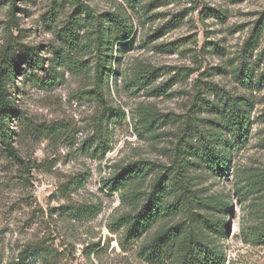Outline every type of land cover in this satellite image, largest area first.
Masks as SVG:
<instances>
[{"label": "rangeland", "instance_id": "374dc122", "mask_svg": "<svg viewBox=\"0 0 264 264\" xmlns=\"http://www.w3.org/2000/svg\"><path fill=\"white\" fill-rule=\"evenodd\" d=\"M80 2L88 8L71 0H0V54L13 44L20 66L7 87L14 153L0 141V264H15L28 245L39 253L30 264H175L149 261L143 246L178 223L199 230L223 254V264H264V243L245 236L264 222V188L240 189L247 175L264 176V0ZM112 13L127 19L132 42L99 49L95 23ZM73 37L86 46L72 55L90 73L70 70L61 58ZM99 58L108 63L103 101L94 91ZM141 66L155 68L156 79L134 92L127 80ZM248 72L252 82H242ZM153 86L163 93H147ZM224 97L249 100L250 124L246 141L230 149L228 175L215 176L195 164L192 146L199 133L219 132L212 105ZM152 115L154 134L141 121ZM217 136L232 141L226 129ZM138 161L150 168L138 184L142 202L163 173L185 174L191 192L178 215L130 237L119 218L140 204L123 201L105 183L120 166ZM215 202L231 207L215 210ZM208 220L225 223L224 233Z\"/></svg>", "mask_w": 264, "mask_h": 264}, {"label": "trees", "instance_id": "16d2710c", "mask_svg": "<svg viewBox=\"0 0 264 264\" xmlns=\"http://www.w3.org/2000/svg\"><path fill=\"white\" fill-rule=\"evenodd\" d=\"M77 7H85L80 0H71ZM132 4H138L141 0H127ZM16 4L13 3V7ZM96 27V41L99 49L104 46V43L119 42L124 46L132 42V28L127 24V19L119 13L105 14L98 16ZM116 37V38H114ZM86 45H82L79 39L70 38V43L67 47L65 56L61 54V58H66V63L70 70L74 72H89L90 65L87 62L79 61L72 54L81 50ZM113 53V48L111 49ZM37 58V56H36ZM60 61H55L57 64ZM37 67H43L38 60L35 61ZM54 63V64H55ZM108 69L107 60L99 58L94 66V85L95 93L104 100V80L105 73ZM112 71V67L110 68ZM19 58L13 50V44L5 47L0 54V141L3 148L11 153H14L12 145L13 130L9 126V122L13 117V107L10 95L8 93V85L14 82L16 73L19 72ZM49 73L50 79L47 83L53 86L57 82V78L52 75L50 68L46 70ZM90 73V72H89ZM157 71L149 66L137 67L133 72V80H127L126 85H132L133 91L146 89L154 84ZM245 78V79H244ZM253 74L248 72L243 77L242 82L250 79L252 82ZM264 80V73L260 78ZM39 83L43 82L41 79ZM129 83V84H128ZM46 82L42 83V86ZM48 85V84H47ZM151 90L146 91L152 94H161V86L150 87ZM240 97H224L217 104L212 105V108L220 115L221 120H213V124L219 127V132L211 137H206L204 134L197 135V145L192 146L195 164L209 168L215 176H227L231 169V152L230 149L237 144H243L248 138V125L250 124L251 110L247 108V102L242 101ZM145 123V129L154 134L158 128L156 124L157 116L152 115L141 120ZM228 130L232 141L225 140L223 137L218 138L222 130ZM213 133V134H214ZM106 151V148L104 149ZM189 161V160H188ZM150 168L143 161L129 163L125 166H120L113 175L107 179L106 185L109 190L121 192L122 200L126 201L130 197L140 204V208L135 212H126L120 218L121 226L127 229L130 237H138L146 229L150 228L154 223L166 217L178 215L186 207L187 195L191 192L184 182L185 174L179 172L168 175L166 173L158 176L148 194L142 202L141 192L138 190V184L144 182L147 178ZM260 174H250L244 178L245 184L240 187L241 190H246V193H257L264 188V176ZM239 189V188H238ZM191 201V200H190ZM191 203V202H190ZM197 204L201 206L208 205L207 202L200 200ZM231 206H226V203L215 202L211 208L219 211H228ZM187 208V207H186ZM207 221V226L220 224V232L224 233L225 223H219L216 220ZM246 240L253 244L264 243V222L255 225L253 228L245 232ZM145 257L151 261L156 260L168 261L171 260L175 264H223V254L215 247L207 243L201 234L196 229L185 227L182 223L172 225L167 228H161L153 237L143 246ZM39 253L32 245H28L20 251L15 264H30L32 260L38 257ZM43 260L45 261L46 256Z\"/></svg>", "mask_w": 264, "mask_h": 264}]
</instances>
